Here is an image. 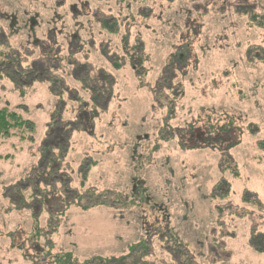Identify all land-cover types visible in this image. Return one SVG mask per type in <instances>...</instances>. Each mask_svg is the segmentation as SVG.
<instances>
[{"label": "rangeland", "instance_id": "obj_1", "mask_svg": "<svg viewBox=\"0 0 264 264\" xmlns=\"http://www.w3.org/2000/svg\"><path fill=\"white\" fill-rule=\"evenodd\" d=\"M245 10L260 20L264 0H0V40L6 36L16 46L36 45L45 64L56 65L61 49L59 56L68 61H74L73 52L81 51V59L88 57L113 70V97H100L99 109L85 104L78 113L77 105L65 100L63 116H78L88 131L73 134L67 162L76 171L79 163H93L88 183L116 188L139 204L88 211L72 206L57 219L46 212L35 218L28 210L14 209L6 198L12 191L5 192V187L33 168L50 117L53 113L58 117L62 103L46 83L21 91L9 80H0V107L35 124L34 142L19 136L0 138V264H32L26 253L37 258L34 264H53L67 254L74 264L94 257L99 263L97 256L126 253L145 235L153 244L149 260L172 264L164 251L171 243L164 234L171 228L202 264H264V253L248 243L253 220L264 229V212L243 202L250 190L251 198L259 197L264 205V28L243 16ZM102 17L110 22L116 17L119 33L105 32L97 22ZM134 39L143 53L133 49ZM102 49L120 57L126 52L127 60L131 56L137 62L138 72L144 70L140 60L147 57L146 80H139L137 71L126 64L119 71L112 69L101 57ZM173 66L182 71L176 79L184 94L171 102L161 90L159 101L176 106L170 123L182 128L187 122L234 128L237 144L231 156L213 149L182 150L160 140L165 110L154 105L152 88L164 75L160 83L167 86V79L175 76ZM92 116H96L94 128ZM163 133L172 132L167 128ZM221 166L234 171L225 174L232 186L225 206L232 204L237 215L225 217V237L218 241L211 234L216 232L212 218L219 201H212L209 194L221 176ZM54 198L61 202L58 195L50 200ZM88 199L84 197L83 203ZM50 211L54 213L53 208ZM38 228L56 229L50 236V256L45 257L44 239L36 241Z\"/></svg>", "mask_w": 264, "mask_h": 264}, {"label": "trees", "instance_id": "obj_2", "mask_svg": "<svg viewBox=\"0 0 264 264\" xmlns=\"http://www.w3.org/2000/svg\"><path fill=\"white\" fill-rule=\"evenodd\" d=\"M242 14L247 17L251 23H256V21L261 22V27L264 28V16L259 20L255 15H252V11L250 10L242 11ZM148 18L149 16L145 15L144 19ZM97 22L102 26L105 32L108 31L111 35H116L120 31V24L116 17L113 18L112 22L108 21L107 17H102L98 19ZM112 27L114 29H112ZM127 43H129V40L124 43L126 52L128 51ZM130 43L134 44L133 49H140L141 43L137 42L136 39L130 40ZM0 46L4 48L0 51V80H9L21 91L26 90L36 83H46L51 93L58 98L59 103H62L60 105L61 107L57 109L59 111L58 117L56 118L54 113L50 117L48 133L39 143L38 155H36L37 160L34 162L33 168H31L27 174L23 175L21 180H17L5 187V192L8 188L12 191L11 194L6 192V198L10 200L11 206L16 210H28L35 218L38 217V214L46 212L48 215L52 216V219H57L65 213L66 209L72 206L81 208L82 211H88L94 208L119 209L139 205L134 197H127L122 191L116 188H106L104 186L100 188L88 183L87 176L93 163H79L76 171V168L67 162L73 134L79 131L88 133V131L80 125L78 116L72 118H65L63 116L66 109L65 100L75 103L78 107V113L85 104H87L88 107L92 104L99 109L98 99L100 97L104 98L106 95H108V98L113 97V88L116 84L113 70L109 71L105 66L91 62L88 57H82L83 59H81V51L76 53L73 52V56L75 55L74 61H68V59L59 56L62 54L60 49L57 54L58 63L56 65H50L45 64V62L41 60V55L43 54L40 53L36 45L27 44L24 48L16 46L10 43L9 38L7 39L5 36L4 39L0 40ZM140 51L143 53L144 49L142 48L139 52ZM126 52H124L123 57H120L117 54L102 49L101 57H104L115 71L121 70L126 64V66L128 65L130 69L136 73L138 64L131 56L130 59L127 60ZM134 55L137 54L135 53ZM180 55L181 54L177 56L178 59L181 58ZM182 60H184V57ZM140 61L145 70L144 63L147 61V57ZM82 68H84V70H81V73L78 74ZM171 68L175 76H171L167 79V86L165 85L166 82L164 84L163 82L160 83L162 78L166 79L164 75L155 82L152 88L153 95L156 98L153 101L154 105L158 106L161 110H165L164 119L161 122L163 128L158 131L160 140L168 142L170 145L174 143L182 150L213 149L217 150L220 155L224 153L231 156V150L235 144H237V134L234 128L222 125L215 126L208 123L195 126V124H190L188 122L185 123L183 126L184 128H182L170 123L169 120L174 118L176 106L173 105L172 107L166 102H160L163 95L161 90L171 98V102H175V100L179 99V97L184 94L181 82L176 79L178 76H183L182 71L178 67L176 68V66ZM144 70L142 72L137 71L136 73V77L141 81L143 78V81H145L147 77V71ZM72 82L77 83V86L76 84L73 86ZM83 92L87 93L88 96H82ZM86 99L89 101H86ZM95 119L96 116H92L91 123L93 128ZM167 128L171 129V134L166 135L163 133ZM34 131L35 124L32 120L24 118L20 113L8 107H0V138L8 139L19 136L21 140H31L34 142ZM65 165H67L68 168H64ZM228 170L234 174V171L230 167L221 166V176L217 182H215L209 194V198L212 201H219L213 210L216 214V218H212L215 222L216 232L211 234L212 239H217L218 241L220 236L225 237L223 233L225 217L237 215V212L233 211L232 204H230V206H225L232 193L231 182L227 180L225 176ZM55 195H58L59 200H61V202H57L58 204L56 203L57 199L54 198L53 201L50 200L52 196L55 197ZM251 195H253V192L247 190L243 196V202L248 205L259 207V210L263 213L264 211L262 209H264V205H262L261 199L259 197L253 199ZM84 197L89 198L88 203H83ZM36 202L37 204L35 205ZM62 203H65L67 208L66 206L64 208ZM220 203H224V206L220 205ZM37 205L40 206L39 212H36ZM48 206L50 209L53 208L54 213L50 211ZM243 216H251V214L245 213ZM261 218L264 220V213ZM252 223L253 225L248 243L256 252L264 253V229H260L258 225L255 224L254 220ZM55 230L56 229L50 230L51 232H43V230L38 228L34 233L37 239L36 241L44 239L45 245L43 246L46 249L45 257L52 254L53 247L50 243L52 240L50 236ZM170 230L164 234L166 240L171 241V246L166 245L164 247L165 254L169 257H166V259L169 260L168 262L172 264H202L196 258L192 250H190L188 245L178 238L174 230ZM160 234L161 233H154L155 236H159ZM46 240L49 242H46ZM152 247V240L145 235L135 244L130 245L126 253L107 257L97 256L101 259L99 263H95L94 257L79 262V264H154L149 260V257L153 254ZM25 257L30 260L32 264L37 260L36 257L32 258L28 253L25 254ZM51 262L53 264H74L75 260L72 258V255L67 254V256L64 257L59 256L56 260ZM216 262H218V260H216Z\"/></svg>", "mask_w": 264, "mask_h": 264}]
</instances>
